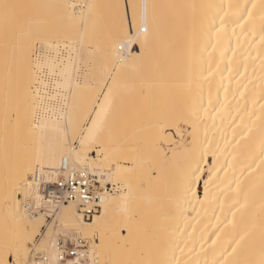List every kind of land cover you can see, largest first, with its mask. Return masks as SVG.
<instances>
[{
  "label": "bare ground",
  "instance_id": "1",
  "mask_svg": "<svg viewBox=\"0 0 264 264\" xmlns=\"http://www.w3.org/2000/svg\"><path fill=\"white\" fill-rule=\"evenodd\" d=\"M7 2L27 7L0 21V260L7 241L27 261L40 236L32 264H264V0ZM122 95L171 117L113 139ZM63 159L98 177L87 220L74 202L24 208Z\"/></svg>",
  "mask_w": 264,
  "mask_h": 264
},
{
  "label": "built area",
  "instance_id": "2",
  "mask_svg": "<svg viewBox=\"0 0 264 264\" xmlns=\"http://www.w3.org/2000/svg\"><path fill=\"white\" fill-rule=\"evenodd\" d=\"M35 59L41 57V53L36 50L34 52ZM65 55L63 51L58 55L59 58ZM39 81H42L43 90L46 93V104L48 108L56 104L55 100H49L48 96L55 94V83L57 82L56 73H49L48 70L43 69L39 73ZM38 86V85H37ZM41 90V89H40ZM31 182L35 185V197L24 200L23 205L27 212L33 214L38 212H45L47 207L60 203L74 202L77 205L78 212L83 219H89L99 210V194L102 192L98 177L95 174L89 173L85 170L75 169L69 165L66 160H62L60 167L57 170V179L52 183H45L41 181L35 174L31 177ZM110 184L105 185L107 191H111ZM61 247L62 242H59ZM84 242L78 240V245ZM76 247L70 244L68 247L60 248L58 252V260L64 262L76 256Z\"/></svg>",
  "mask_w": 264,
  "mask_h": 264
},
{
  "label": "rangeland",
  "instance_id": "3",
  "mask_svg": "<svg viewBox=\"0 0 264 264\" xmlns=\"http://www.w3.org/2000/svg\"><path fill=\"white\" fill-rule=\"evenodd\" d=\"M142 83L143 82H134L133 89L135 87L136 90L140 91V85ZM150 99H152V98H148V100L145 99V98L144 99L143 98H133V99H131L130 96H125V95H122V96H119L118 98L117 97L115 98V101L113 102V104L115 106H113V108H112V114L110 116L111 118H109V120L110 119L111 120L108 121V122H110L109 124L115 122L114 123L115 125L114 124H111L112 127L110 125V127L112 129L115 126L116 127L117 126H120V127H118V129H119V132L118 133L119 134H116L113 130L111 131V134H112V138L113 139H115L116 137H119V138L122 137V139H123V137H124L127 140V138H130L131 137V138L135 139L134 141H136V142L138 140V142H137V144H138L141 141L140 139L143 138V136L146 137V135H147L146 134L147 129H148V127L151 126L149 124H152L153 125L157 121H161V119L163 118V116H161V115L164 114V112H165L166 109L164 111H162V112L161 111L158 112L155 109L152 110L151 103H150L151 100ZM153 102H154V100L152 101V106L153 105L155 106V102L154 103ZM170 111H172V109ZM156 113H158V114L160 113L161 115L159 114V116H158V114H156ZM115 114H116V116H115ZM165 114H167V116L171 117L172 112H169L167 110V113L165 112ZM116 118H118V120H116ZM118 121H119V124H116V123H118ZM147 122H148V124H147ZM160 123H162V121ZM146 125H149V126H147V128H146ZM130 126H131V128L129 129L128 127H130ZM143 126H145V127H143ZM145 128H146V130H145ZM143 129H144V131H143ZM140 131H141V133H139ZM136 132H137V134L139 133V135H135ZM143 132H145V134ZM133 134H134V137H133ZM115 135H116V137H115ZM127 135H129V136L126 137ZM132 142H133V140H132ZM171 180H173V179H171ZM200 190H201V187H200ZM27 198H29V197H27ZM26 199H24V200H26ZM50 214L53 215L52 212H50V213L47 212V215H50ZM50 220H51V216H49V217L46 218V222L47 223ZM39 238H40V236L36 237L35 240H34V241H36V243L35 244L33 243V245L30 247V253H29V257L27 259V264H32L33 259L36 256L35 254L39 253V251L37 250L39 248L38 247L39 246Z\"/></svg>",
  "mask_w": 264,
  "mask_h": 264
},
{
  "label": "snow or ice",
  "instance_id": "4",
  "mask_svg": "<svg viewBox=\"0 0 264 264\" xmlns=\"http://www.w3.org/2000/svg\"><path fill=\"white\" fill-rule=\"evenodd\" d=\"M27 7L25 5H20V4H13V3H8L7 0H0V21L3 22L5 29H11L14 28L21 19L20 16V12L19 10ZM146 7V6H144ZM133 17H132V25H135L136 23V14H135V6L133 5ZM147 22V16L146 14H142L141 15V23L142 24H146ZM124 26V20L123 17L121 18V29H123ZM145 32L147 31V28L145 27ZM135 42V38L134 37H130L128 40V43H133ZM141 49L143 50V45H141ZM40 60L41 57H37V64L36 67L39 68L40 67ZM106 102L108 101V97L106 96ZM99 115V113H98ZM95 125V121L93 122ZM28 238L25 239V243L27 241ZM33 243L35 244L36 241H33ZM5 249H6V255L9 257L7 260H0V264H27V261L24 260L22 261L20 259V255H19V247H16L15 249L13 248L12 245H10L7 241L5 242ZM38 251L40 250L39 248L37 249ZM25 251H27V249H25ZM14 257V258H13ZM43 264H54L53 261L48 260V261H44ZM69 264H72L71 261H69Z\"/></svg>",
  "mask_w": 264,
  "mask_h": 264
}]
</instances>
